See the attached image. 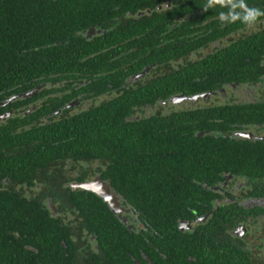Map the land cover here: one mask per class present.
Returning <instances> with one entry per match:
<instances>
[{"label": "flooded vegetation", "instance_id": "af4514ba", "mask_svg": "<svg viewBox=\"0 0 264 264\" xmlns=\"http://www.w3.org/2000/svg\"><path fill=\"white\" fill-rule=\"evenodd\" d=\"M206 3L0 0V264H264V17Z\"/></svg>", "mask_w": 264, "mask_h": 264}, {"label": "clouds", "instance_id": "9594fccd", "mask_svg": "<svg viewBox=\"0 0 264 264\" xmlns=\"http://www.w3.org/2000/svg\"><path fill=\"white\" fill-rule=\"evenodd\" d=\"M219 6L227 11L218 13V19L222 25L235 23L237 21L251 27L255 25L261 17H264V10L258 7H250L246 0H207L204 10Z\"/></svg>", "mask_w": 264, "mask_h": 264}, {"label": "trees", "instance_id": "16d2710c", "mask_svg": "<svg viewBox=\"0 0 264 264\" xmlns=\"http://www.w3.org/2000/svg\"><path fill=\"white\" fill-rule=\"evenodd\" d=\"M152 203L153 216L155 220L158 221V223L161 225L164 224L162 225V227L166 226L164 228H157V230H159L161 234L164 233V229L170 231V229L167 227L173 228L175 226V219L177 218V214L175 211L176 200L173 198L165 199L162 197H154L152 199Z\"/></svg>", "mask_w": 264, "mask_h": 264}, {"label": "water", "instance_id": "95a60500", "mask_svg": "<svg viewBox=\"0 0 264 264\" xmlns=\"http://www.w3.org/2000/svg\"><path fill=\"white\" fill-rule=\"evenodd\" d=\"M104 199H105L104 201L108 203L110 210L115 211L117 208L116 201H112V199L109 198H104Z\"/></svg>", "mask_w": 264, "mask_h": 264}]
</instances>
